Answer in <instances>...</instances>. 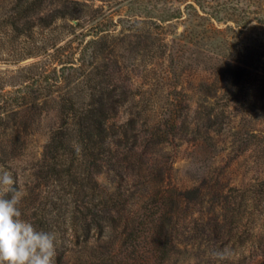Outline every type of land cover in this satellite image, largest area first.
Instances as JSON below:
<instances>
[{
	"label": "trees",
	"instance_id": "trees-1",
	"mask_svg": "<svg viewBox=\"0 0 264 264\" xmlns=\"http://www.w3.org/2000/svg\"><path fill=\"white\" fill-rule=\"evenodd\" d=\"M88 1L92 0H0V34L17 46L16 63L36 56L35 50L43 53L48 49L45 47H55L48 54L53 56L54 67L33 71V63L19 68L20 82L11 85L18 86L12 92L4 91L5 84H0V108H9L0 110L1 173L17 169L15 163L19 167L17 148H23L21 139L28 137L32 126V106L40 98L53 105V123L47 129L40 158L29 173L42 179L49 191L31 209L24 208L26 221L37 230L56 235L53 264H264V173L258 177L260 182H256L257 176L246 183L234 182L227 189L229 194L222 196L220 182L213 184L211 176L205 175L213 157L224 151L216 142L211 144L208 160L192 155L184 161L197 179L190 187H177V170L168 162L169 156L161 162L155 152L172 145L178 133L187 128L183 111L189 104L181 105L187 98L165 96L158 108L152 98H143L136 107L129 92L113 93L116 76L109 57L114 51L111 18L95 23L92 38L84 44L78 41L75 47L72 43L77 35L63 46H57L64 39L59 34L52 40L42 39L40 44L35 41L37 31L50 32L58 25L75 34L89 11ZM197 1L202 15L186 4L189 24L181 33L171 24L181 17L177 7L161 11L162 16L153 22L124 19L125 31L121 29L118 36L134 46L127 59L134 60L139 54L140 41L142 51H146L152 25L163 29L162 24L168 23L172 43L177 36V40H185L182 47L199 46L201 40L222 32L211 20L220 22L217 14L228 9L233 10L229 20L247 30L238 34L264 43V18L247 26L256 19L263 0L244 2L246 8H254L252 13L237 7L221 11L220 0L217 5L209 3L216 0ZM191 20L196 24H190ZM140 23L145 24L143 29ZM86 34L89 32L80 33ZM228 50L240 54L236 45ZM225 59L213 66L214 70L221 68L218 73L225 100L219 112L211 114L214 108H209L205 127L218 126L217 134L228 139L233 136L234 123L247 120L246 112L255 115L259 124L264 120V79L255 86L248 73L250 65L242 61L239 65L228 56ZM217 83L210 82L211 89L219 86ZM257 87H261L258 92ZM250 133L243 134L242 140L262 152L264 134ZM13 177L17 184L16 175ZM219 195L231 205L230 214L223 218L211 216L215 203L210 200L219 201ZM70 253L79 254L77 261L67 259Z\"/></svg>",
	"mask_w": 264,
	"mask_h": 264
},
{
	"label": "rangeland",
	"instance_id": "rangeland-1",
	"mask_svg": "<svg viewBox=\"0 0 264 264\" xmlns=\"http://www.w3.org/2000/svg\"><path fill=\"white\" fill-rule=\"evenodd\" d=\"M245 1L220 0L218 7L221 11L237 7L252 13L250 10L254 8H246L244 6ZM197 2V0H149L148 2L146 0H105V2L92 0L90 2L88 1L89 11L86 13L83 23H81L82 26L80 25L75 28V34L67 33L65 27L58 25V27L50 32L37 31L36 35H39L37 37L35 35V41L40 44L42 39L52 40L59 34L58 36H63L64 39L57 46H63L66 45L69 39H73L77 35L72 43V47H75L78 41L84 44L92 38V31L95 30L92 26L95 23L99 21L103 22L104 20L108 22L109 18H111L113 24L109 25L114 34L112 38L114 51L112 56L109 54V57H111L110 67L116 76L113 93L119 95L125 91L129 92L137 102L136 107L141 105L143 98H152L150 101L154 100L158 108L164 102L165 96H177V98H182V96L186 97L187 99L185 101L181 99V105L184 106V102L189 104L188 110L183 111L187 118V128L182 129L178 133L179 136L172 145L167 146L161 152H155L156 157L162 162L164 160L166 161L169 156L167 159L168 162H172L173 169L177 170L175 184H177V187L186 188L192 186L197 179L194 177L193 171L186 167V159L189 160L194 155L208 160L212 155L210 153L212 152L210 149L212 148L211 144L218 142L216 144L224 146V151L222 154L213 157L214 159L211 160L210 169L205 172V175L211 176L213 184L220 182L222 196H225L229 194L227 189L232 187L234 182L242 181L246 183L251 177L256 176V182L261 181L258 177L264 173V149L262 152L261 150L257 151V147L253 145L249 146L242 138L243 134H251L250 132L264 134V120L259 124L255 115H248L247 113L249 112H246L247 120L242 123H234V129L230 132L233 136H229L228 139L224 135L220 136L217 134L216 129L218 126L211 128L205 127L209 108L211 106L214 108L211 114L217 113L220 111L221 104L225 100V96H223L225 91L220 86L222 81L218 73L221 68L214 70L213 66L215 67L214 64L225 62L226 56L236 60L239 65H242L241 63L244 62L246 66L247 64L250 65V67L248 66V73L256 81L253 82L256 86L264 79V43L255 42L254 40H251V42L247 39L248 36L243 35L247 31L246 28L239 29L233 21L229 20L233 16L231 14L233 13L232 9H228L225 13L217 14L221 19L220 22H217V19L211 20L213 26L222 32H217L216 36L210 40H201L199 46L186 45L182 47L181 45H184L185 40H177V36H174L176 43H172L170 40L173 36L169 35L171 28L166 26L168 23L162 24L163 29L156 28L152 25L149 29L152 40L148 41L149 45L145 47L146 51H142L143 42L140 41L138 46L140 48L139 54L132 60L127 59V55L128 51L133 49L134 46L132 44L128 45L126 41H122L121 35L118 36L121 29L123 30L122 21L124 19L133 18L137 21L151 20L153 22L159 19L161 11H165L168 7H177L180 10L181 17L173 19L171 24L175 27L177 33H181L189 24V18L184 12V6L186 4H192L198 13L202 15V11L197 6ZM224 2H227V5L223 7L222 4ZM209 3L210 5H217V0L209 1ZM261 4L258 10L259 14L256 15L257 17H254L256 19H252L247 26L254 25L258 20L257 18H264V0ZM205 8L207 9V7ZM94 9L96 10L94 11ZM250 16L252 18L254 14H250ZM190 24H196V22L191 20ZM144 25L140 23L139 28L143 29ZM227 27H231L232 30H227ZM90 28L91 30L88 31ZM240 30L243 31V34H238ZM86 32H89V34L80 35V33L85 34ZM240 43L242 45L239 48ZM234 45L240 50H238L240 54L236 55L233 50H228L229 47L232 48ZM45 48H48L46 52L41 53L39 51L38 53V50H35L34 53L36 56L23 59L16 63V58L18 57L17 52H19L17 46L6 40L4 41L0 34V84H5L3 85L4 91L12 92L18 88V86L12 87L11 85L20 82L17 76L19 75L18 69L21 67L35 63L33 71H41L42 68L55 66L51 64L53 56L48 55L54 52L55 47ZM56 66L57 68L60 67V65ZM212 81L218 82L217 84L219 86L211 89L209 83ZM201 84L208 85V87H201ZM120 86L121 88H119ZM259 89L261 87L256 88L257 92ZM41 92L43 94L47 93L44 90H41ZM42 100L43 98H40L37 101V105L32 106L30 112L32 126L30 127L28 137L21 139L22 142L24 141L23 148L20 146V148H17L16 159L19 160L17 162L19 167L15 163L13 166L17 169L11 167L12 169L3 170L11 172L13 176L16 175L18 185L16 184L15 187L25 193L18 205L21 218L24 220H26L27 216L24 208L28 206L31 209L49 191L48 187L43 184L42 179L36 176H29V173H31L30 166L36 164L39 160L46 142L47 129L54 120L52 103L48 101L45 104V100ZM7 109L9 108H0V110ZM239 110L240 112L242 111L241 108ZM6 138H11L12 141L16 139L10 136ZM248 139H252V137ZM16 142L20 144L18 140ZM200 147L201 149H199ZM160 155H164V159H161ZM32 188H34V191ZM35 193H38V195L36 196ZM222 196L219 195V201L217 199L210 200L215 203L214 210L211 209L212 217L218 216L219 218H223V215L230 214L228 207H231V205L228 201L223 202ZM23 213L25 217L22 216ZM78 257L79 254L70 253L67 259L75 262ZM233 264L236 263L234 262Z\"/></svg>",
	"mask_w": 264,
	"mask_h": 264
},
{
	"label": "clouds",
	"instance_id": "clouds-1",
	"mask_svg": "<svg viewBox=\"0 0 264 264\" xmlns=\"http://www.w3.org/2000/svg\"><path fill=\"white\" fill-rule=\"evenodd\" d=\"M15 185L11 172L0 173V264H53L57 237L21 218L25 193Z\"/></svg>",
	"mask_w": 264,
	"mask_h": 264
}]
</instances>
